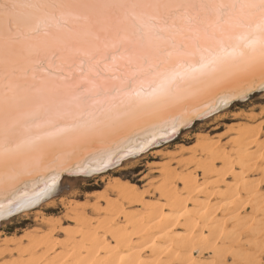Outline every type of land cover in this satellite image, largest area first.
I'll return each mask as SVG.
<instances>
[{
    "label": "snow or ice",
    "instance_id": "1",
    "mask_svg": "<svg viewBox=\"0 0 264 264\" xmlns=\"http://www.w3.org/2000/svg\"><path fill=\"white\" fill-rule=\"evenodd\" d=\"M257 70L264 0H0V195L113 164Z\"/></svg>",
    "mask_w": 264,
    "mask_h": 264
},
{
    "label": "bare ground",
    "instance_id": "2",
    "mask_svg": "<svg viewBox=\"0 0 264 264\" xmlns=\"http://www.w3.org/2000/svg\"><path fill=\"white\" fill-rule=\"evenodd\" d=\"M257 77L258 70L242 74L203 99L210 101L202 118L219 111L213 120L232 122L217 133L219 126L204 132L209 126L201 124L193 137L189 133L180 143L150 151L147 157L157 161L146 164L141 185L125 178L120 167L87 184L103 188L84 199L71 192L74 196L54 198L65 184L76 186L62 180L63 174L52 192L23 206L0 195V264H264V87L257 106L211 109ZM187 125L176 132L168 128L167 134L157 131L151 141L150 132L140 133L139 141L122 143L114 159H130L127 164L136 168L140 149L168 143ZM129 148L130 154L121 150ZM39 179L26 182L25 190L39 193ZM34 206L39 208L30 211ZM16 209L22 212L19 224L33 216L34 225L8 234L1 224Z\"/></svg>",
    "mask_w": 264,
    "mask_h": 264
},
{
    "label": "rangeland",
    "instance_id": "3",
    "mask_svg": "<svg viewBox=\"0 0 264 264\" xmlns=\"http://www.w3.org/2000/svg\"><path fill=\"white\" fill-rule=\"evenodd\" d=\"M262 94H263V90H259V91H256L254 94L250 95V97L248 96L246 98L234 100V101L228 103V105L230 107V108L228 107L229 108L228 110H230L232 112L233 111H237V109H236L237 106H239L241 108H246V109H248L252 105H256L257 106L258 104H260L259 99H261ZM216 112L217 111H215V113L212 114L213 116L208 114L207 116H205V117H203L201 119H198L195 122L189 123L185 128L180 129V132H178V134L173 133L172 134V138H171V140H169L168 143H166L168 141V140H166V141H164V143L159 144L158 146H155V147H150L148 150H143L144 148L140 149L139 151L141 152L140 153L141 155L138 156V157H142V158L139 159V163H138V166L136 168H133L134 166L131 167L129 164H127V163L130 162V159L125 161L124 157H123V158L118 159L117 161H115V163L109 164L108 166L104 167V169L107 168V170H104L102 168V169H100V171H97L99 173H94L95 171H88L85 175H78L76 177H75V175H70L68 173H64L65 175L63 174V176L61 177V178H63L62 180H64V181L65 180L76 181V184H75L76 186L71 189V188L66 187L67 184H65V187H64L65 190L63 192L59 193L54 198H59L61 196H67V195H71V194H76V195L82 196L80 199H84V195L86 193H89L91 191L100 190V189L103 188V186L101 187V186H97V185H94L93 187L87 188L86 187L87 184L94 183V181H96L100 176H102L104 174H108L111 170L118 169L120 167H122L121 173H122V175H124L125 178H129L133 182L138 183L139 185H141L139 180L142 178L141 175H144V173L149 169L148 166H147L148 163L157 161L155 159L147 157L148 153H150V151H152L154 149H157V148L160 149L165 144L173 145L175 143H180L181 140L184 137H187V135L189 133H190V138L193 137L192 135L199 131V127H200L201 124H203L204 126H209V127H207L204 130V132H207L209 129H211L214 126H219V129L213 131V133H215V132L217 133V132H222L225 129V126H223L224 123H228L229 124V123L232 122L231 120H229V121H226V120L225 121H220L219 120V121L216 122L213 119H214V116L219 113V111L217 113ZM212 120H213V122H212ZM212 123H214V124H212ZM220 125H222V126L220 127ZM190 138H188L187 142H189V141L192 142L193 141ZM70 192H71V194H70ZM71 196H74V195H71ZM59 207H60V205H59ZM38 208H39V206H34V207H32V209L30 211H33V210L38 209ZM21 213L22 212L18 211L17 213H15L11 217H9L8 220L5 219V221H3L2 224H1V229L6 227L5 231L8 234H11L14 231H18V233H22V231H23L22 229H24V228H32L31 225H34L33 224L34 223V221H33L34 217L33 216L30 217V221H28L27 223L26 222L23 223V224H19L18 223V222L21 221L19 219Z\"/></svg>",
    "mask_w": 264,
    "mask_h": 264
},
{
    "label": "water",
    "instance_id": "4",
    "mask_svg": "<svg viewBox=\"0 0 264 264\" xmlns=\"http://www.w3.org/2000/svg\"><path fill=\"white\" fill-rule=\"evenodd\" d=\"M258 73H259V71H258ZM257 80H260V81H257ZM257 80H255L254 82H252L250 84L248 83L247 85H245V87H246L245 89H242V90H239V91L237 90L236 92L234 91L235 93L233 92L228 97H226V96L221 97L222 98L221 101H219L217 104H213L211 109H217L222 104H228V103H230V102H232L234 100L246 98V97L254 94L256 91H259V89L261 90V88L264 87V82L261 81V77H257ZM242 86H239V87H242ZM221 95L222 94H219V93L217 94V96H219V97ZM213 97H214L213 99H215L216 96H213ZM209 101L210 100H207L206 102H204V100H203V102L201 104H199V102H197V103H194L193 105H189L187 109H188V111L194 113V115H192L190 118H188L186 120V122H188V124H189V123L195 122L198 119H201L202 115H204V113L206 112V109L208 107V106L206 107V105H208ZM215 102H217V101H214L213 103H215ZM211 109H209V110L211 111ZM207 112H209V111H207ZM177 115H179V114H177ZM176 118H178V120L180 119L179 116H176ZM183 124L184 123L180 124L181 126H178V127H182ZM153 139H157V138H155V136H153L151 134V135L148 136V140L147 141H151ZM27 182L29 183V181H27ZM11 199H12V196H8L7 198H5V200H8V201H10Z\"/></svg>",
    "mask_w": 264,
    "mask_h": 264
}]
</instances>
